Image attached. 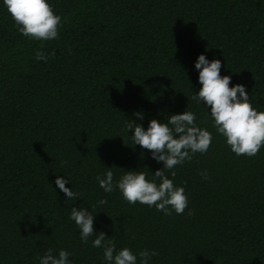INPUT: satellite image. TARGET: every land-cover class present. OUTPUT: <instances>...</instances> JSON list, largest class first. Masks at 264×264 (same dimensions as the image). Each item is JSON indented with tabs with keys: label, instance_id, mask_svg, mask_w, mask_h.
<instances>
[{
	"label": "trees",
	"instance_id": "16d2710c",
	"mask_svg": "<svg viewBox=\"0 0 264 264\" xmlns=\"http://www.w3.org/2000/svg\"><path fill=\"white\" fill-rule=\"evenodd\" d=\"M48 2L63 26L59 39L42 42L24 37L0 0V264H40L49 248L67 250L71 264H107L92 246L101 231L117 250L158 252L149 264H264V147L237 157L210 109L191 99L202 87L195 63L203 54L220 59L230 87L245 85L264 111V0ZM186 110L213 141L175 178L167 173L185 188L184 214L100 188L96 176L108 168L114 182L129 170L151 180L163 169L134 145L127 123L147 130L152 119ZM57 176L81 197L67 201ZM92 205L97 233L85 244L69 217L72 207Z\"/></svg>",
	"mask_w": 264,
	"mask_h": 264
},
{
	"label": "clouds",
	"instance_id": "9594fccd",
	"mask_svg": "<svg viewBox=\"0 0 264 264\" xmlns=\"http://www.w3.org/2000/svg\"><path fill=\"white\" fill-rule=\"evenodd\" d=\"M3 2L15 22V27L24 37L42 42L59 39V31L63 26L62 17L55 14L48 0ZM48 58L47 53L36 52V60L47 62ZM195 68L199 72L198 79L202 87L191 99L198 104L202 102L210 109L213 127L219 135L226 138L227 145L237 157L256 156L264 147V111L258 112L253 107L245 85L236 84L230 87L232 77L221 76L220 59L210 61L206 55L201 54ZM134 115L139 116L141 120L144 118L141 112ZM196 120V114L186 110L182 114L170 115L166 123L152 119L147 130L133 121L127 123L128 132L134 129L131 136L134 145L148 150L158 163L163 162V169L156 170L151 180L146 178L145 172L129 170L114 182V173L107 167L105 174L96 176L100 188L109 194L118 189L127 203L135 205L139 202L150 208L155 207L166 216H172L173 212L177 215L184 214L189 203L185 188L174 185V180L169 179L167 173L175 178V169L178 166H183L186 161L190 162L196 153L208 152L213 135L206 128L199 127ZM200 175L203 179L209 178L206 171ZM69 181L65 177L57 176L55 185L65 194L67 201H76L81 197V193L66 187ZM107 203L106 199L99 201L100 205ZM95 208L96 205L91 206V211L86 207L71 209L69 218L75 222L80 239L85 244L97 233L94 228ZM188 214L193 213L189 210ZM92 246L104 249L103 257L107 264H149L150 259L158 255L155 250L150 252L147 249L138 255L127 247L117 250L115 241L107 238L103 231L92 241ZM70 255L71 253L64 249L59 250L57 255L49 248L39 260L40 264H71Z\"/></svg>",
	"mask_w": 264,
	"mask_h": 264
}]
</instances>
